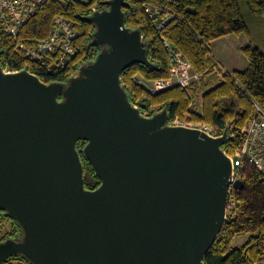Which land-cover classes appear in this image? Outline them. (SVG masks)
<instances>
[{
  "label": "water",
  "instance_id": "water-1",
  "mask_svg": "<svg viewBox=\"0 0 264 264\" xmlns=\"http://www.w3.org/2000/svg\"><path fill=\"white\" fill-rule=\"evenodd\" d=\"M101 5L86 18L101 50L65 85L0 65V210L22 228L0 243V263L204 264L227 220L228 129L212 137L170 124L167 108L142 114L121 75L153 66L146 41L125 24L128 1Z\"/></svg>",
  "mask_w": 264,
  "mask_h": 264
},
{
  "label": "trees",
  "instance_id": "trees-1",
  "mask_svg": "<svg viewBox=\"0 0 264 264\" xmlns=\"http://www.w3.org/2000/svg\"><path fill=\"white\" fill-rule=\"evenodd\" d=\"M108 0H90L87 4L70 2L61 5L48 2L41 7L22 27L18 38L27 45L38 44L51 31L56 16L67 18L77 30L76 56L71 66L63 72L47 73L38 66L27 63L19 52L14 50L13 40L0 38V65L11 71L27 70L36 74L47 84L53 82L65 85L77 69L91 63L101 48L93 44L91 35L95 25L86 20L95 8L106 9L101 3ZM125 24L132 30H139L147 46V58L153 65L134 64L121 75L126 93L133 105L146 104L141 113L153 114L167 108L169 123L208 124L218 129H241L255 113V106L264 110V53L252 45L243 47L248 68L233 71V77L223 76L219 66L213 61L209 46L226 36H248L249 30L242 17L238 0H126ZM251 11L264 13V0H245ZM159 4L168 8L179 19L170 23L161 32L155 23L143 20V4ZM169 41L201 74L185 87H174L158 95L146 94L141 86L133 82L134 77L145 81L169 79L170 57L162 40ZM144 95L146 99L143 100ZM86 142L79 141L78 150L85 165V188L93 190L99 186L91 165L84 159L81 149ZM241 140H230L224 147L230 154ZM90 177V181L88 177ZM243 188L236 194L237 207L234 216L226 220L221 235L209 250L204 264H260L264 256V178L260 172L245 164L242 172ZM22 236L18 222L0 210V243ZM248 236L241 247H234L236 237ZM0 264H32L23 255L10 257Z\"/></svg>",
  "mask_w": 264,
  "mask_h": 264
},
{
  "label": "built area",
  "instance_id": "built-area-1",
  "mask_svg": "<svg viewBox=\"0 0 264 264\" xmlns=\"http://www.w3.org/2000/svg\"><path fill=\"white\" fill-rule=\"evenodd\" d=\"M56 2L67 5L70 2L87 4L90 0H0V38L6 37L14 42V50L19 52L27 63H32L42 68L47 73L63 72L71 66L73 58L76 56L77 49L75 42L77 30L71 22L62 16L54 17L52 28L49 35L41 40L38 44L27 45L26 42L20 40L18 35L22 27L33 17L39 7L48 3ZM96 9L93 8L92 11ZM143 20H149L155 23L157 31L161 32L170 21L179 19V16L172 13L168 8L162 5L149 3L143 4ZM162 45L168 52L170 57V77L169 79H158L155 81H145L140 77H134L133 82L141 86L146 94L158 95L164 90L174 87H185L187 84L199 80L202 77L197 73L190 63L178 52L176 47L165 39ZM216 65L219 66L223 76L233 77V71L216 59ZM5 71H11L7 67ZM146 99L144 95L143 100ZM139 103L137 105H141ZM145 116L150 114L144 113ZM173 124L186 125L189 127L199 128L209 136L218 137L222 135L225 129L216 130L208 124H190L187 122L180 123L174 120ZM228 141L241 140V144L232 148L229 154L225 147L226 153L232 158L233 167L228 189L226 219L234 216L237 207L236 194L240 189L236 186L238 182H242V172L245 164L257 169L262 178H264V110L259 106H255V113L251 120L237 130L228 129Z\"/></svg>",
  "mask_w": 264,
  "mask_h": 264
},
{
  "label": "rangeland",
  "instance_id": "rangeland-1",
  "mask_svg": "<svg viewBox=\"0 0 264 264\" xmlns=\"http://www.w3.org/2000/svg\"><path fill=\"white\" fill-rule=\"evenodd\" d=\"M238 4L242 17L246 22L247 29L249 30L248 36L244 34L240 36H226L225 38L215 40L209 46L213 61L215 62L218 59L223 66L228 67L231 71L245 70L248 68V63L241 53L243 47L252 45L264 53V13H260L259 16L254 14L250 7L247 6L245 0H238ZM89 179L90 177H88ZM247 237H236L233 248L241 247L245 244L248 240ZM260 264H264V256Z\"/></svg>",
  "mask_w": 264,
  "mask_h": 264
},
{
  "label": "flooded vegetation",
  "instance_id": "flooded-vegetation-1",
  "mask_svg": "<svg viewBox=\"0 0 264 264\" xmlns=\"http://www.w3.org/2000/svg\"><path fill=\"white\" fill-rule=\"evenodd\" d=\"M98 9H99V8H98ZM102 10H103V9H102ZM85 145H86V143H85ZM85 145H84V146H85ZM84 146H83V148H84ZM83 148L81 149V151L83 150Z\"/></svg>",
  "mask_w": 264,
  "mask_h": 264
},
{
  "label": "crops",
  "instance_id": "crops-1",
  "mask_svg": "<svg viewBox=\"0 0 264 264\" xmlns=\"http://www.w3.org/2000/svg\"><path fill=\"white\" fill-rule=\"evenodd\" d=\"M241 46H243V45H241Z\"/></svg>",
  "mask_w": 264,
  "mask_h": 264
}]
</instances>
